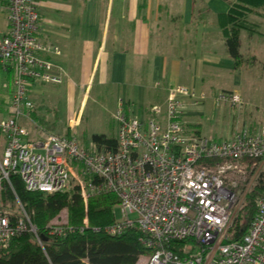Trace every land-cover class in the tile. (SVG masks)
Returning <instances> with one entry per match:
<instances>
[{
	"label": "built area",
	"instance_id": "1",
	"mask_svg": "<svg viewBox=\"0 0 264 264\" xmlns=\"http://www.w3.org/2000/svg\"><path fill=\"white\" fill-rule=\"evenodd\" d=\"M3 1L7 15L0 71L13 77L6 85L9 101L0 108V190L3 181L16 175L29 191L65 192L76 184L85 204L95 193L116 194L123 217L106 232L118 234L133 225L139 229L148 253L136 264H264V197L256 201L247 231L235 239L233 220L253 179L237 189L227 176L229 171L244 173L241 158L264 159V109L261 123L230 137L186 134L182 116L189 99L197 104L204 96L176 85L168 89L163 120L158 105L142 118L118 104L113 112L116 150L81 145L74 136L43 131L34 121L29 140L19 123L21 117L32 121L28 89L35 82H63V73L50 59L60 50L37 37L39 0ZM216 100L243 105L232 92H221ZM16 202L14 219L0 202V243L26 231L41 243L23 205ZM50 230L65 231L57 223Z\"/></svg>",
	"mask_w": 264,
	"mask_h": 264
},
{
	"label": "crops",
	"instance_id": "2",
	"mask_svg": "<svg viewBox=\"0 0 264 264\" xmlns=\"http://www.w3.org/2000/svg\"><path fill=\"white\" fill-rule=\"evenodd\" d=\"M59 7L64 19L59 17ZM0 8L5 9L4 4ZM228 9L225 0H86L83 8L72 12L67 2L39 0L38 29L46 34L48 22L61 27L53 42L43 43L60 50L50 59L63 73L67 91L73 90L75 82L86 89L87 97L94 90V102L112 120L119 103L130 114L145 118L153 105L164 110L168 89L176 85L203 96L221 90L242 97L241 70L234 69L218 25V14ZM46 17L58 19L60 24ZM251 19L256 20L254 14ZM258 22L264 31L262 19ZM254 35H246L249 48L254 47ZM241 52L244 56L243 45ZM247 52L255 56L251 50ZM0 102L6 107L2 95ZM195 105L188 102L182 121L186 129L200 135L193 116L201 111ZM160 118L163 120L164 111ZM261 121L262 117L253 121L243 114L242 128L253 129ZM239 129L231 127L226 137Z\"/></svg>",
	"mask_w": 264,
	"mask_h": 264
},
{
	"label": "trees",
	"instance_id": "3",
	"mask_svg": "<svg viewBox=\"0 0 264 264\" xmlns=\"http://www.w3.org/2000/svg\"><path fill=\"white\" fill-rule=\"evenodd\" d=\"M225 1L229 9L226 13L218 14V25L226 52L233 59V67L240 69L241 62L246 61L241 52V33L247 31L252 35L259 32L260 23L250 18L253 14H259L264 22V0ZM3 3L0 0V5ZM0 108H3L1 103ZM29 113L40 126L52 128L44 118L35 115L33 108ZM90 143L102 151L117 148L116 137L104 133L91 134ZM253 161L254 158L238 160L246 166ZM262 197L264 170L257 175L251 190L245 195L243 208L234 217L232 230L235 239L247 231L256 213V201ZM16 198L39 236L45 238L38 243L33 234L26 231L11 238L6 245L0 243V264H136L141 255L148 253L136 226H130L118 234L106 232V227L116 220L113 206L119 201L112 192L92 194L85 204L76 184L65 192L29 191L18 176L12 175L9 182H2L0 190L1 206L12 219L16 213ZM63 210L66 220L61 225L65 231L51 233V221Z\"/></svg>",
	"mask_w": 264,
	"mask_h": 264
},
{
	"label": "rangeland",
	"instance_id": "4",
	"mask_svg": "<svg viewBox=\"0 0 264 264\" xmlns=\"http://www.w3.org/2000/svg\"><path fill=\"white\" fill-rule=\"evenodd\" d=\"M67 2L72 7V12L80 10L84 6L86 0H59ZM60 10V16L64 19V12L62 7ZM57 10V11H59ZM6 10L0 8V34L5 27L6 22ZM257 15V16H256ZM260 19H259V17ZM51 23L56 25L60 24V21L46 17ZM251 19V18H250ZM254 22H258L262 19L259 14H254ZM259 19V20H258ZM252 20V19H251ZM253 21V20H252ZM47 30V33L39 32V40L42 42H53L60 33L59 28L53 24ZM259 25V24H258ZM76 23L73 22V27ZM259 29L255 33L254 47L249 48L246 43L247 31H243L242 45L244 50V59L246 61L241 62L240 70L242 75L241 80V95L243 105H231L228 102L222 100H216L217 95L224 91H217L211 96L208 93H204V98L193 106L195 110H200L201 113L195 114L193 120L196 122L195 128L198 130L201 136L213 139V138H225L227 132L231 127H244L242 122V116L250 118L253 121H257L259 117H262V109H264V31ZM47 40V41H46ZM242 47V46H241ZM254 52V55L250 52ZM12 75H5L0 72V95L4 96L5 101H9V94L5 89L6 81L12 80ZM66 83L63 81L60 84H50L35 82L32 87L28 89V99L33 103V111L35 115H38L46 121V123L52 128L42 127L43 131L59 134V135H72L78 143L86 145L90 142V136L93 133H104L107 136H116V123L111 119L107 110L98 103L94 102L92 98L94 90L91 91V96H85L86 89L80 87L78 82L73 83V90L67 91ZM7 87V86H6ZM192 99H189L191 102ZM3 108L6 103L0 102ZM190 107V106H189ZM2 108V109H3ZM33 119L28 120L23 117L19 118V123L23 125L29 132V140H33L36 126L33 123ZM35 122V121H34ZM192 128L186 129V134L192 133ZM244 173L238 174L236 172L229 171L228 178L236 182V188L240 189L245 187L246 183L253 179L252 186L257 175L260 171L264 170V159H254V161L246 166L245 163H240ZM252 188V187H251ZM113 213L116 220H120L123 215L121 214L119 206L116 204L113 206ZM132 216V215H131ZM66 220L65 211H61L60 214L55 217L51 222L61 225ZM234 222V220H233Z\"/></svg>",
	"mask_w": 264,
	"mask_h": 264
},
{
	"label": "water",
	"instance_id": "5",
	"mask_svg": "<svg viewBox=\"0 0 264 264\" xmlns=\"http://www.w3.org/2000/svg\"><path fill=\"white\" fill-rule=\"evenodd\" d=\"M44 238H45V237H43V236H40V239H41V240H43Z\"/></svg>",
	"mask_w": 264,
	"mask_h": 264
}]
</instances>
